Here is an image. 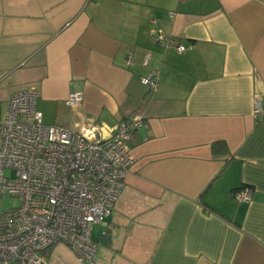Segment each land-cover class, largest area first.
Listing matches in <instances>:
<instances>
[{
  "label": "crops",
  "instance_id": "0c3cea01",
  "mask_svg": "<svg viewBox=\"0 0 264 264\" xmlns=\"http://www.w3.org/2000/svg\"><path fill=\"white\" fill-rule=\"evenodd\" d=\"M30 87L44 124L142 117L95 264H264V0H0V98ZM46 261L87 264L62 243Z\"/></svg>",
  "mask_w": 264,
  "mask_h": 264
},
{
  "label": "built area",
  "instance_id": "2783aa9c",
  "mask_svg": "<svg viewBox=\"0 0 264 264\" xmlns=\"http://www.w3.org/2000/svg\"><path fill=\"white\" fill-rule=\"evenodd\" d=\"M156 41L186 49L162 34ZM157 77L152 71L140 82L154 88ZM82 98L71 92L65 103L77 106ZM35 100L32 87L9 93L0 119V264H47L46 250L57 243L95 264L91 229L108 217L123 188L133 161L128 142L142 117L120 120L105 133L85 122L71 130L44 124ZM253 115L264 116L257 100ZM233 199L248 201L250 189L234 191Z\"/></svg>",
  "mask_w": 264,
  "mask_h": 264
},
{
  "label": "trees",
  "instance_id": "16d2710c",
  "mask_svg": "<svg viewBox=\"0 0 264 264\" xmlns=\"http://www.w3.org/2000/svg\"><path fill=\"white\" fill-rule=\"evenodd\" d=\"M210 148H211L212 154H214V155H218L219 153H225L226 154V152H227V149H226L227 145L224 141H215L211 144ZM246 186L247 185H242L236 189H233L232 192L237 191L241 187H246Z\"/></svg>",
  "mask_w": 264,
  "mask_h": 264
},
{
  "label": "rangeland",
  "instance_id": "374dc122",
  "mask_svg": "<svg viewBox=\"0 0 264 264\" xmlns=\"http://www.w3.org/2000/svg\"><path fill=\"white\" fill-rule=\"evenodd\" d=\"M22 90V89H21ZM6 105H7V101H6V99H2V98H0V119L3 117V115L5 114V111H6ZM138 114V113H137ZM140 115V114H139ZM141 116V115H140ZM129 149V148H128ZM130 152V151H129ZM131 154V153H130ZM132 156V155H131ZM132 159H133V157H132ZM246 189V188H248V189H250L248 186H246V187H241L240 189ZM239 189V190H240ZM10 203H14L15 201L14 200H11V201H9ZM6 204V203H5ZM93 233H94V231H93Z\"/></svg>",
  "mask_w": 264,
  "mask_h": 264
}]
</instances>
